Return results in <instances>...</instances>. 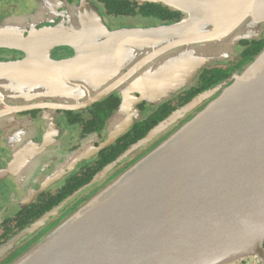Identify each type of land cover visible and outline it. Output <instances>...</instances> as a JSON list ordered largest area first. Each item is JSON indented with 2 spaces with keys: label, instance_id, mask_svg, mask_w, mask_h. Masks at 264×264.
I'll use <instances>...</instances> for the list:
<instances>
[{
  "label": "water",
  "instance_id": "water-1",
  "mask_svg": "<svg viewBox=\"0 0 264 264\" xmlns=\"http://www.w3.org/2000/svg\"><path fill=\"white\" fill-rule=\"evenodd\" d=\"M138 1L163 4L180 12L182 21L112 31L98 11L88 12V0H81L79 28L42 27L1 35L0 48L28 56L0 62V79L20 76L35 85L49 81V93L28 94L65 96L58 102L7 105L3 112L85 109L114 91L166 99L212 60L214 54H203L210 47L233 42L248 27L264 30V0ZM101 38L105 40L99 44L88 43ZM152 42L164 44L153 46L151 54L132 61L126 71L109 65L119 48L142 51ZM58 46L84 55L47 63L45 58ZM94 48L99 52L85 56ZM41 62L48 66H38ZM79 64L91 76L80 79L86 97L75 100L62 74ZM12 170H2L0 181ZM58 209L12 242L33 233ZM255 259L264 263V49L177 132L12 264H238Z\"/></svg>",
  "mask_w": 264,
  "mask_h": 264
},
{
  "label": "flooded vegetation",
  "instance_id": "flooded-vegetation-1",
  "mask_svg": "<svg viewBox=\"0 0 264 264\" xmlns=\"http://www.w3.org/2000/svg\"><path fill=\"white\" fill-rule=\"evenodd\" d=\"M88 2V12L92 9L98 11L105 25L112 31L170 26L181 22L183 18L180 12L158 3L138 0ZM152 4L161 6L154 9L155 11L162 10L170 15H173L172 11L179 13L178 19L158 22L156 17L149 15L152 8L147 5ZM80 5L81 0H30L29 7L19 11L17 16L16 5L11 1L5 2L0 6V36L28 33L42 27L79 28L82 25ZM114 7L121 10V13L112 14ZM123 10L125 12H122ZM82 11L84 12L85 8H82ZM240 34L241 32L234 35L233 42L231 40L227 44L206 50L203 53L206 56L214 54L212 60L200 67L186 86L166 99H147L136 92L127 95L122 91H114L85 109L41 108L5 114L3 111L7 109V105L58 102V97L65 96L34 97L28 92L41 95L49 93L50 82L27 84L20 76H3L0 79V114H4L0 116V172L12 167L14 173H10L6 181H0V191L17 178H20L18 189L23 184L30 185L33 175L20 176L26 169H35L36 172L37 169L44 168L49 174L51 170H57L54 177L47 173L46 178H51L49 181L44 183L41 180L44 186H48L36 190L35 201L18 208L0 224V264L15 262L63 223L70 214L157 148L214 100L224 89L226 81L250 64L247 56L254 43L264 40V30L248 27L245 33ZM238 36L242 38L236 40ZM104 40L105 38H101L88 43L96 45ZM162 44L152 42V45L142 51L128 47L119 48L114 61L109 65L112 63L115 70L122 66L126 71L132 61L148 56L154 50L153 46L157 48ZM94 52L98 53L99 50L94 48L85 56H91ZM83 55L82 51L72 47L58 46L53 48L50 57L45 59L47 63L62 62L81 58ZM27 56L28 54L22 51L0 48V62L22 61ZM39 58V61L45 60L43 56ZM107 59L108 56L102 60ZM173 59L174 57L163 60V64L167 66ZM42 62L37 65L48 66ZM87 65L85 64V67ZM78 66L79 68L62 74L75 100L86 97L79 85L80 79L91 76L89 73L83 74L82 69L80 70L82 65ZM225 74H228L226 78ZM95 81L98 84L104 83L103 80ZM77 200L81 201L75 204ZM5 209L8 210L3 208ZM56 209V213L33 233L12 242L16 235ZM238 264L264 263L255 259Z\"/></svg>",
  "mask_w": 264,
  "mask_h": 264
},
{
  "label": "rangeland",
  "instance_id": "rangeland-1",
  "mask_svg": "<svg viewBox=\"0 0 264 264\" xmlns=\"http://www.w3.org/2000/svg\"><path fill=\"white\" fill-rule=\"evenodd\" d=\"M9 1H11V3L16 5V11H17L16 15L17 16H18L19 11H22L24 8L29 7V2H30V0H0V6L2 7L3 3L5 2L7 3ZM56 170L57 169L51 170L50 172L51 174H49V171H46L44 168H42V170L37 169L36 172H35V169H26L20 174V176H23V175L32 176L33 175L30 185L23 184L21 187H19L20 189H18V181H20V178H17L16 180H12L9 184H6L5 185L6 188L4 187L0 191V224L4 222L5 219L10 217L11 214L15 213L18 210V208L20 209L21 207L29 205L31 202L35 201L37 198L36 190L42 189L43 187H47L48 184H45L44 186L42 182L45 183L51 179L50 177L46 178L48 174L54 177V172ZM40 183L42 185H40ZM78 201H81V200H77L74 203L76 204ZM3 208H7L8 210L6 209L3 210Z\"/></svg>",
  "mask_w": 264,
  "mask_h": 264
},
{
  "label": "trees",
  "instance_id": "trees-1",
  "mask_svg": "<svg viewBox=\"0 0 264 264\" xmlns=\"http://www.w3.org/2000/svg\"><path fill=\"white\" fill-rule=\"evenodd\" d=\"M148 8H152V11L149 12V15H153L154 17H156L155 20H157L158 22H163L165 20L168 21H174V19H178V14L176 12L172 11L173 15H170L166 12H162V10L160 12L155 11L154 9H157L158 7L160 8L161 6L159 5H147ZM162 9V8H161ZM167 10V9H166ZM122 12H125L124 10ZM112 14H117V13H121V10L117 9V7H114L111 11ZM264 49V40L260 41V42H255L253 45V48L249 51L248 54V59L250 60V63L254 61L255 57ZM228 76V74H225L224 78H226ZM46 209V208H45ZM44 209V210H45ZM50 209V207H49ZM43 210V211H44ZM39 217V216H37ZM36 218V217H35Z\"/></svg>",
  "mask_w": 264,
  "mask_h": 264
}]
</instances>
